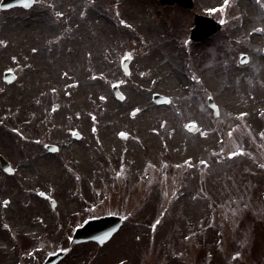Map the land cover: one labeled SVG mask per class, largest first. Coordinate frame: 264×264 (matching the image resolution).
Segmentation results:
<instances>
[{
    "label": "rangeland",
    "instance_id": "rangeland-1",
    "mask_svg": "<svg viewBox=\"0 0 264 264\" xmlns=\"http://www.w3.org/2000/svg\"><path fill=\"white\" fill-rule=\"evenodd\" d=\"M193 3L0 8V264H264V0ZM194 13L221 30L193 42ZM104 213L110 241L72 242Z\"/></svg>",
    "mask_w": 264,
    "mask_h": 264
},
{
    "label": "water",
    "instance_id": "water-1",
    "mask_svg": "<svg viewBox=\"0 0 264 264\" xmlns=\"http://www.w3.org/2000/svg\"><path fill=\"white\" fill-rule=\"evenodd\" d=\"M31 2L32 0H3L1 6L8 7L9 5H23L27 7ZM159 2L162 5L166 3L174 4V2H177L185 8L192 7L191 0H159ZM195 24L196 28L192 30V37L198 40L206 38L210 33L215 32L219 26L217 23L212 22L209 18H205L202 16H196ZM118 96L122 98V95L118 94ZM155 99L158 101L161 100L157 96H155ZM209 103L216 109V107L212 104L211 99H209ZM1 161L2 165L4 167H7L6 163L2 159ZM121 222L122 220L120 217L112 215L90 219L86 221L82 226L75 229V231L73 232V239L75 241L94 239L99 243H102L112 235V233L119 227ZM62 255L63 252L61 251L49 254L43 264H53Z\"/></svg>",
    "mask_w": 264,
    "mask_h": 264
},
{
    "label": "bare ground",
    "instance_id": "bare-ground-1",
    "mask_svg": "<svg viewBox=\"0 0 264 264\" xmlns=\"http://www.w3.org/2000/svg\"><path fill=\"white\" fill-rule=\"evenodd\" d=\"M160 71L162 72L163 68H161ZM155 78H157V77H155ZM157 79H158V83L160 84L162 82V79H160V78H157ZM102 99H104V97H102Z\"/></svg>",
    "mask_w": 264,
    "mask_h": 264
},
{
    "label": "snow or ice",
    "instance_id": "snow-or-ice-1",
    "mask_svg": "<svg viewBox=\"0 0 264 264\" xmlns=\"http://www.w3.org/2000/svg\"><path fill=\"white\" fill-rule=\"evenodd\" d=\"M226 2H227V0H226Z\"/></svg>",
    "mask_w": 264,
    "mask_h": 264
}]
</instances>
